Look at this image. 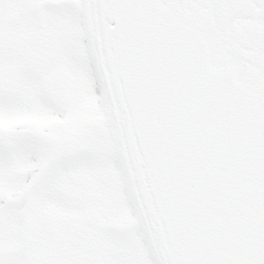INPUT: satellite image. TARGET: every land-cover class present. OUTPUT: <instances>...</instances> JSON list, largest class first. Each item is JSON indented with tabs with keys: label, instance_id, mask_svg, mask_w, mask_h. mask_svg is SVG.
Returning a JSON list of instances; mask_svg holds the SVG:
<instances>
[{
	"label": "snow or ice",
	"instance_id": "snow-or-ice-1",
	"mask_svg": "<svg viewBox=\"0 0 264 264\" xmlns=\"http://www.w3.org/2000/svg\"><path fill=\"white\" fill-rule=\"evenodd\" d=\"M0 264H264V0H0Z\"/></svg>",
	"mask_w": 264,
	"mask_h": 264
}]
</instances>
